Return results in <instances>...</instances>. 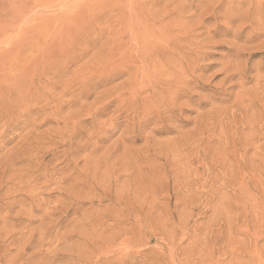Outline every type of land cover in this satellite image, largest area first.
I'll use <instances>...</instances> for the list:
<instances>
[{
	"label": "rangeland",
	"instance_id": "374dc122",
	"mask_svg": "<svg viewBox=\"0 0 264 264\" xmlns=\"http://www.w3.org/2000/svg\"><path fill=\"white\" fill-rule=\"evenodd\" d=\"M0 264H264V0H0Z\"/></svg>",
	"mask_w": 264,
	"mask_h": 264
}]
</instances>
